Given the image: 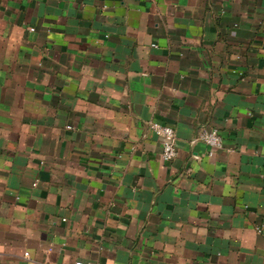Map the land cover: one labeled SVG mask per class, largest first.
I'll list each match as a JSON object with an SVG mask.
<instances>
[{"label": "crops", "instance_id": "crops-1", "mask_svg": "<svg viewBox=\"0 0 264 264\" xmlns=\"http://www.w3.org/2000/svg\"><path fill=\"white\" fill-rule=\"evenodd\" d=\"M77 261L264 264V0H0V264Z\"/></svg>", "mask_w": 264, "mask_h": 264}, {"label": "built area", "instance_id": "built-area-1", "mask_svg": "<svg viewBox=\"0 0 264 264\" xmlns=\"http://www.w3.org/2000/svg\"><path fill=\"white\" fill-rule=\"evenodd\" d=\"M30 31L34 29L30 28ZM150 129L157 135L162 138V154L161 158L164 162H170L177 156L176 150V132L171 127L161 125L159 123L151 122L149 124ZM196 142H202L208 148L212 150H219L223 147V142L216 130H202L197 133V135L191 140L192 144ZM35 186V184L33 185ZM24 257H28V253L24 254ZM74 264H86L82 261H77Z\"/></svg>", "mask_w": 264, "mask_h": 264}]
</instances>
